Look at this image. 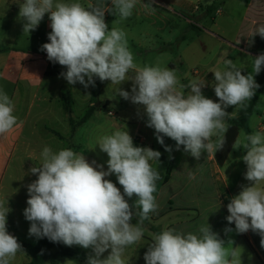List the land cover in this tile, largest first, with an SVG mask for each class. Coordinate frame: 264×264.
<instances>
[{
    "label": "clouds",
    "instance_id": "9594fccd",
    "mask_svg": "<svg viewBox=\"0 0 264 264\" xmlns=\"http://www.w3.org/2000/svg\"><path fill=\"white\" fill-rule=\"evenodd\" d=\"M154 2L110 0L109 5L98 0L85 7L78 0H22L18 3V17L23 21V33L30 34L47 14L51 32L49 42L40 50L46 52L50 62L66 68L60 76L69 85L79 83L87 89L95 87L97 79L118 85L119 97L143 106L146 126L154 129L165 151L172 152L171 146L165 144L164 138L168 137L175 141L176 150L183 146L185 153L199 161L202 153L216 154L224 149L227 120L235 115L226 109L246 107V101L256 95L260 85L254 76L264 69V53L253 58L252 73L247 75L231 59L211 72L218 102L203 94L202 89L208 86L203 80L184 85L175 69L140 67L134 62L125 31L109 29L105 15L126 20L138 4L146 13L154 14ZM256 35L264 39V24L254 28L250 39ZM130 71L134 75L129 76ZM129 80L131 92L120 87ZM185 88L190 89L187 94ZM14 107L0 89V135L17 126ZM97 145L109 157L107 170L69 148L42 149L40 166L29 169L37 178L27 185V207L23 210L30 222L28 235L91 249L85 264H127L126 249L140 244L144 237L142 225L158 208L154 193L161 177L153 165L160 163L162 154L151 147L135 146L129 132L120 129L100 136ZM232 149L245 153L244 179L249 184L242 185L239 194L227 204L229 215L225 219L235 228L226 227L224 232L252 231L260 236L264 248V130L241 132ZM111 175L116 176L123 192L107 179ZM189 178L195 179L194 174L189 173ZM134 196L137 199L130 204ZM9 212L5 201L0 200V264H11L18 253L25 252L7 230ZM134 216L138 217L135 223ZM241 255L240 247H233L232 240L221 239L207 223L198 228V233L165 228L153 234L144 260L145 264H242Z\"/></svg>",
    "mask_w": 264,
    "mask_h": 264
},
{
    "label": "crops",
    "instance_id": "0c3cea01",
    "mask_svg": "<svg viewBox=\"0 0 264 264\" xmlns=\"http://www.w3.org/2000/svg\"><path fill=\"white\" fill-rule=\"evenodd\" d=\"M21 2L22 0H0V89L13 101L14 113L24 110L23 117H17V126L9 133L0 135V154L6 155L0 169V189L5 170L14 156L25 163V157L29 155L38 163L41 144L55 151L68 136L81 130L83 132L78 141L70 149L83 154L89 162L96 161L97 164L104 165L107 170L106 161L109 157L106 156V161L101 162L95 156L96 145L92 144L95 126L93 121L100 114V108L94 104L97 99L101 100V96L97 94L106 81L97 79L95 87L89 86L87 89L79 83L69 85L60 76V71L65 67L50 62L46 52L40 50L41 45L49 42L48 33L51 32L47 14L36 30L30 34L23 33V21L18 17V3ZM78 2L87 7L88 3L95 4L98 0ZM99 2H108L110 5V0ZM144 2L147 3L148 0ZM217 2L220 8L215 10ZM239 2L241 4L230 0H155L154 14L146 13L138 4L133 15L126 20L106 13L105 21L109 29L115 27L125 31L128 47L138 66L175 69L180 83L184 85L192 80H203L208 84L202 89L203 94L218 102L212 87L215 83L214 74L211 72L217 67L222 68L224 60L231 59L241 68L242 74L247 75L252 73L253 58L264 53V39L259 35L250 39L254 28L264 24V0ZM240 8L241 15L235 17L234 12H238ZM201 9H206V13L195 17L196 22L185 16L186 12L195 15ZM205 23L209 24L206 28L203 27ZM210 29L216 34L210 32ZM165 57L170 60L168 66L161 63ZM177 64L186 66L185 71L178 72ZM254 78L260 85L258 95L246 101V107L226 109L229 113H235L234 117L227 120L229 127L237 124L243 110H247L237 138L241 132L250 134L264 130V69ZM120 86L131 92L132 81H125ZM184 91L187 94L190 89L185 88ZM76 101L82 104L79 111L82 116L78 118H75L72 111V105ZM114 103L115 100L110 99V134L116 129L127 130L135 146L151 147L161 152V158L173 160L169 180L166 183H156L154 195L158 208L144 221V237L140 244L152 243V235L165 228L198 233V228L208 223L221 239L226 242L232 240L233 247H240L242 264H264V248L260 245L261 238L258 234L252 231L244 234L224 232L226 227L235 228L234 224L229 225L225 219L229 215L227 204L239 194L242 185L249 184L244 179V151L231 149L222 164L217 161V153H202L197 161L183 151V146L176 150L175 141L165 137V144L172 148L169 153L157 142L154 129L146 126L147 117L143 106L133 104L130 100H124L123 104ZM93 106L96 109L89 119L78 124ZM71 121L74 122V127ZM158 165L154 164L153 167L158 170ZM189 173L194 174L195 179H190ZM115 177L111 175L107 179L112 181ZM115 184L123 192L118 181ZM261 186L264 187V182ZM134 211L139 209L134 208Z\"/></svg>",
    "mask_w": 264,
    "mask_h": 264
},
{
    "label": "rangeland",
    "instance_id": "374dc122",
    "mask_svg": "<svg viewBox=\"0 0 264 264\" xmlns=\"http://www.w3.org/2000/svg\"><path fill=\"white\" fill-rule=\"evenodd\" d=\"M230 2H236L241 4L239 1L236 0H230ZM217 8H220V4L217 2L215 4V10ZM206 13V9H201L198 12H196L195 15L191 14L190 12H186L185 16L193 19L195 22V17L200 16L201 14ZM235 17H238L241 15V8L238 9V12H234ZM115 15H112L114 17ZM204 17H207L205 15ZM209 21V20H208ZM210 22V21H209ZM180 23V21H179ZM207 25L209 24H203V27H208ZM183 27L185 26L184 24L182 25ZM185 28V27H184ZM210 32L216 34L213 30H209ZM170 60L168 58H163L161 63L164 64H169ZM178 72H184L186 69V66H181L180 64H177L176 66ZM119 86L110 84V81H106L104 83V86L102 88H99V91L97 95L101 96V100L97 99L96 102L103 101L105 103L106 101H110V99H114L115 103L114 104H123L124 100H122L121 97L118 96L116 89ZM121 87V86H120ZM122 88V87H121ZM102 103V104H103ZM81 107L82 104L79 103L78 101L75 102V104L72 105V111L75 114V118L81 117L82 114L81 112ZM23 108V107H22ZM25 108V107H24ZM100 108L99 112L100 114L97 115L94 118V123L95 126L93 128V140L92 144L97 145V140L100 136L105 135V134H110V122H111V117L109 116L108 112L112 110V106H107V107H102L101 105L98 106ZM16 117H23L24 115V110L18 111L17 113H14ZM106 130V132H104ZM108 130V132H107ZM41 132H43L41 130ZM81 132H76L72 136H68L65 141H63V145H59L58 147L55 148V151H58L60 149L64 148H69L70 146H74L75 141H78ZM41 144V142H40ZM64 146V147H63ZM42 149L44 148L41 144ZM41 153V152H40ZM40 153L39 156H40ZM101 162H105V158L107 156L106 153L102 152L99 149V146H96V154ZM6 155L5 154H0V169H2L4 160H5ZM27 159V162L21 163L18 159L17 156H14L10 164L7 166L5 173L2 178V184H1V189H0V200L5 201V204L10 208V212L7 215V230L9 234L16 236L20 240L32 243V244H38L39 240H37L35 237H30L28 235V229L30 227V222L27 221L23 215V210L27 207V199H28V194H27V185L30 184L32 181H34L37 177L35 175H32L29 173V169L32 166H40L41 164V157L39 162L33 161V158L29 155L25 157ZM112 180L113 183H116V177L113 178ZM120 187V186H119ZM118 187V188H119ZM8 202V203H7ZM134 200H130L129 203L134 204ZM136 216L133 217V223L137 222ZM72 248H80L83 250L87 255L91 252V249H84L80 246H71ZM148 245L145 243H141L138 245H131L129 246L124 254V258L127 261V264H145L144 260V254L147 251ZM105 256L107 255V252L104 254ZM29 255L26 252L23 253H18L15 259L11 262V264H25L29 261ZM56 260L60 264H83L81 263L77 258L75 257H66V256H60L58 255ZM48 264V263H47Z\"/></svg>",
    "mask_w": 264,
    "mask_h": 264
},
{
    "label": "trees",
    "instance_id": "16d2710c",
    "mask_svg": "<svg viewBox=\"0 0 264 264\" xmlns=\"http://www.w3.org/2000/svg\"><path fill=\"white\" fill-rule=\"evenodd\" d=\"M244 3H249L251 0H238ZM66 71V68L61 72ZM129 75H134V71H130ZM259 88L256 90V95H258ZM96 109V107H91L84 117L78 122V124H82L86 122L91 116L92 112ZM247 110H243L242 117L237 120V124L231 125L226 134L227 142L222 151H218L216 154L217 161L219 164H222L228 154L232 149L233 142L237 139L239 134L240 125H243L246 119ZM71 125L74 127L75 124L71 121ZM173 169V160L168 161L165 157H162L160 163L158 165V172L160 174V179L157 182L166 183ZM156 182V183H157ZM134 201L137 199L135 196L132 198ZM16 237V236H15ZM17 238V237H16ZM18 241L22 244L24 251L29 255V261L25 264H60L56 258L58 255L66 256V257H75L81 263L86 262L87 254L81 250L80 248H72L69 246H65L63 243H53L50 242L47 238L40 239L38 244H32L17 238Z\"/></svg>",
    "mask_w": 264,
    "mask_h": 264
},
{
    "label": "water",
    "instance_id": "95a60500",
    "mask_svg": "<svg viewBox=\"0 0 264 264\" xmlns=\"http://www.w3.org/2000/svg\"><path fill=\"white\" fill-rule=\"evenodd\" d=\"M101 101H97L94 105L96 106V107H98V106H100L101 105ZM110 104V101H106L104 104H102L103 105V107H106V106H108Z\"/></svg>",
    "mask_w": 264,
    "mask_h": 264
}]
</instances>
